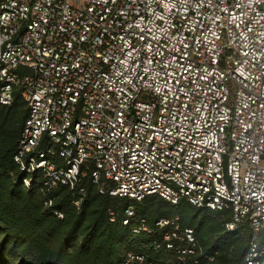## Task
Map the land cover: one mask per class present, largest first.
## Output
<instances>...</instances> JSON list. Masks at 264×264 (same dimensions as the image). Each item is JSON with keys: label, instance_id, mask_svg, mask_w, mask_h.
Listing matches in <instances>:
<instances>
[{"label": "built area", "instance_id": "obj_1", "mask_svg": "<svg viewBox=\"0 0 264 264\" xmlns=\"http://www.w3.org/2000/svg\"><path fill=\"white\" fill-rule=\"evenodd\" d=\"M16 92L18 184L45 208L62 186L80 211L86 181L185 200L229 212L226 231L250 232L242 264H264V0H0V105ZM109 221L158 231L154 254L170 256L121 264L214 261L179 219L151 227L127 207Z\"/></svg>", "mask_w": 264, "mask_h": 264}, {"label": "trees", "instance_id": "obj_2", "mask_svg": "<svg viewBox=\"0 0 264 264\" xmlns=\"http://www.w3.org/2000/svg\"><path fill=\"white\" fill-rule=\"evenodd\" d=\"M27 116V106L17 92L11 106L0 105V264H121L129 251L155 260L170 259L154 254L153 242L161 241L158 231L134 235L121 222L109 221L110 210L127 207L151 227L160 219H179L181 230L192 228L199 247L215 254L210 264H242L250 232L247 227L226 231L229 212L196 209L185 200L173 206L158 196L130 202L99 194L89 181L83 184L86 196L80 211L62 186L53 191V207L45 208L37 190L26 191L18 184L13 162Z\"/></svg>", "mask_w": 264, "mask_h": 264}, {"label": "snow or ice", "instance_id": "obj_3", "mask_svg": "<svg viewBox=\"0 0 264 264\" xmlns=\"http://www.w3.org/2000/svg\"><path fill=\"white\" fill-rule=\"evenodd\" d=\"M183 2H185V3H186V2H187V0H183ZM203 3H204V0H201V4H203ZM217 19H218V18H217ZM236 27H239V25L237 24V25H236ZM249 31H251V29H249ZM141 39H143V37H141ZM185 47H187V45H185ZM245 55H246V54H245ZM176 82H177V83H179V81H178V80H177ZM261 106H262V107H264V105H261Z\"/></svg>", "mask_w": 264, "mask_h": 264}]
</instances>
